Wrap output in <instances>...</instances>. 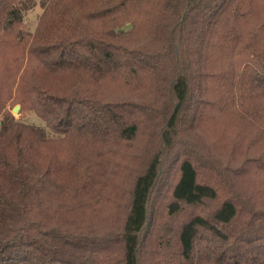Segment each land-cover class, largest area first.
<instances>
[{
  "label": "trees",
  "instance_id": "16d2710c",
  "mask_svg": "<svg viewBox=\"0 0 264 264\" xmlns=\"http://www.w3.org/2000/svg\"><path fill=\"white\" fill-rule=\"evenodd\" d=\"M0 126V264H264V0H0Z\"/></svg>",
  "mask_w": 264,
  "mask_h": 264
},
{
  "label": "rangeland",
  "instance_id": "374dc122",
  "mask_svg": "<svg viewBox=\"0 0 264 264\" xmlns=\"http://www.w3.org/2000/svg\"><path fill=\"white\" fill-rule=\"evenodd\" d=\"M41 11V9L36 6L34 9H32L31 11H29L26 15V24L30 27H33L35 21H36V17L39 14V12ZM12 112V111H11ZM14 115H18V113H13ZM24 119H27L28 121H31L33 123L39 124L41 123V120L33 113L30 112H25L22 116ZM1 129V126H0Z\"/></svg>",
  "mask_w": 264,
  "mask_h": 264
},
{
  "label": "water",
  "instance_id": "95a60500",
  "mask_svg": "<svg viewBox=\"0 0 264 264\" xmlns=\"http://www.w3.org/2000/svg\"><path fill=\"white\" fill-rule=\"evenodd\" d=\"M19 108H20V104H15V105L12 107V109H11L12 113H18Z\"/></svg>",
  "mask_w": 264,
  "mask_h": 264
}]
</instances>
